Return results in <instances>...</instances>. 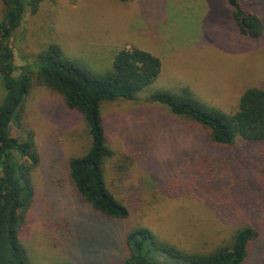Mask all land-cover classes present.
<instances>
[{
    "label": "rangeland",
    "instance_id": "1",
    "mask_svg": "<svg viewBox=\"0 0 264 264\" xmlns=\"http://www.w3.org/2000/svg\"><path fill=\"white\" fill-rule=\"evenodd\" d=\"M22 1L10 38L15 78L22 68L35 71L53 45L91 76L111 71L127 46L161 61L136 101L101 106L114 153L105 165L106 188L129 210L120 221L85 205L69 177V160L89 147L82 116L68 111L59 94L33 86L23 126L36 134L41 163L33 175L36 202L20 231L29 262L123 264L125 238L135 227L206 253L253 223L260 234L241 264H264V145L214 146L201 126L147 100L188 89L208 107L236 112L244 91L264 89V31L259 39L243 36L228 0H42L35 13ZM238 2L264 26V0ZM202 153L209 157L204 165L197 160Z\"/></svg>",
    "mask_w": 264,
    "mask_h": 264
},
{
    "label": "trees",
    "instance_id": "2",
    "mask_svg": "<svg viewBox=\"0 0 264 264\" xmlns=\"http://www.w3.org/2000/svg\"><path fill=\"white\" fill-rule=\"evenodd\" d=\"M41 2L29 0L27 5L35 13ZM228 3L241 34L259 39L264 31L261 20L246 13L238 0ZM24 6L22 0H4L0 21V264H31L20 231L36 202L33 175L41 163L36 134L23 126L24 104L33 86L59 94L68 111L82 116L89 147L83 155L69 160V177L85 205L107 219L120 221L129 217V210L106 188L105 165L114 153L107 143L101 106L120 100L136 101V94L150 85L161 70L157 57L124 48L115 55L111 71L91 76L76 62L65 59L60 48L53 45L39 56L35 71L22 68L15 78L17 68L10 38L22 19ZM147 100L164 104L175 116L201 126L214 146L232 151L250 144L264 145L262 88L244 91L232 114L204 105L188 89L178 95L157 92ZM19 128V134L13 136V130ZM199 158L205 159L202 165L209 159L206 153ZM259 229L248 223L229 242L210 252L196 253L160 239L145 227H135L125 238L123 264H241L248 244L259 236Z\"/></svg>",
    "mask_w": 264,
    "mask_h": 264
},
{
    "label": "crops",
    "instance_id": "3",
    "mask_svg": "<svg viewBox=\"0 0 264 264\" xmlns=\"http://www.w3.org/2000/svg\"><path fill=\"white\" fill-rule=\"evenodd\" d=\"M129 48H131V47L127 46V48H126V49H129ZM122 49H124V48H122Z\"/></svg>",
    "mask_w": 264,
    "mask_h": 264
}]
</instances>
